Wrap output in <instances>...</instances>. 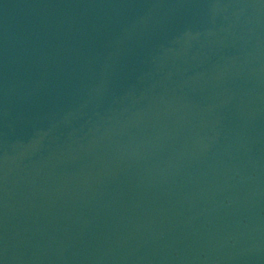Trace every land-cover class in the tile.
<instances>
[{
	"label": "water",
	"instance_id": "water-1",
	"mask_svg": "<svg viewBox=\"0 0 264 264\" xmlns=\"http://www.w3.org/2000/svg\"><path fill=\"white\" fill-rule=\"evenodd\" d=\"M0 264H264V0H0Z\"/></svg>",
	"mask_w": 264,
	"mask_h": 264
}]
</instances>
